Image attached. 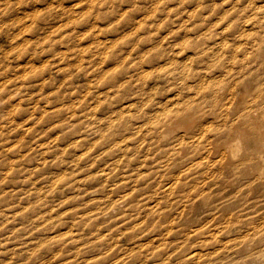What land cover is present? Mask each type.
<instances>
[{
    "label": "bare ground",
    "instance_id": "1",
    "mask_svg": "<svg viewBox=\"0 0 264 264\" xmlns=\"http://www.w3.org/2000/svg\"><path fill=\"white\" fill-rule=\"evenodd\" d=\"M155 8L75 43L73 94L56 109L29 98L48 118L31 112L20 130L42 136L4 153L61 173L74 194L53 179L26 191L29 207L1 209L0 264H264V0ZM18 29L4 46L26 40L20 54L40 38ZM19 54L4 55L0 100L38 71Z\"/></svg>",
    "mask_w": 264,
    "mask_h": 264
},
{
    "label": "rangeland",
    "instance_id": "2",
    "mask_svg": "<svg viewBox=\"0 0 264 264\" xmlns=\"http://www.w3.org/2000/svg\"><path fill=\"white\" fill-rule=\"evenodd\" d=\"M197 2L202 4V0H57L53 2L52 6L43 4L38 8L34 4L39 3V0H10L13 8L16 6L19 10L15 12L8 9L3 13V17H0L2 19H0L1 27L4 29L7 26L6 30H9H5V35H0V48L12 56L19 54L21 42L26 40L20 42L16 40L14 43H20V45L11 49L4 46V44H9V42L6 43L7 40L11 35L15 36L18 28L25 32L28 41L32 42L37 38L40 40L19 54L23 56L22 58L33 57L32 65L38 69L37 73L29 77V81L25 84L27 88L23 86L22 92L12 96L17 97L13 102H7L9 95L5 91L9 88L2 92L4 98L0 100V116L4 117L0 121V210L29 207L34 199L26 191L37 189L42 191L53 179H57L59 184L63 185L66 193H69L67 196L74 194L70 193L72 189L66 183V176H62L61 173L58 174L54 170L47 171L42 167L28 166L26 161L22 160L24 156L6 155L4 147L15 146L22 150L23 146L27 147L30 142L35 143L42 136V129L31 130L27 133H22L20 130V128L28 126L26 122H30L31 112H35L32 117L37 121V126L44 124L48 118L41 116L43 111L41 105L33 107L29 98L38 97L42 105L49 101L50 109H47L46 113H50L57 108L58 98L62 96L65 99L73 94L70 88L73 79V63L69 65L67 63L73 60L75 43L81 39L82 43L88 42L89 37L96 34L122 33L128 20L158 13V8L156 9L155 6L169 5L174 9H183L194 6ZM73 3H77L78 6L70 8L69 6ZM34 10L38 11L36 17L33 16ZM25 12L29 13L26 22L24 21ZM22 19L25 23L22 22ZM20 20L21 22H19ZM36 26L40 29L35 35L30 32L33 31L30 29ZM12 28L15 30L12 31ZM5 54L0 51V74L6 68H14V63L7 62ZM58 63L65 66H61L57 70L56 64ZM42 75L47 77L46 82L42 85L37 84ZM11 88L15 90L14 86ZM8 111L11 112V115H7ZM5 123L8 124L7 127H2ZM53 195H55L54 192H51L47 197L54 199L56 196Z\"/></svg>",
    "mask_w": 264,
    "mask_h": 264
}]
</instances>
